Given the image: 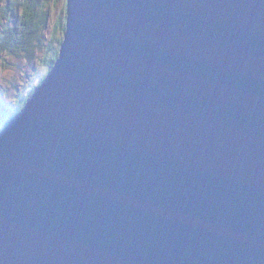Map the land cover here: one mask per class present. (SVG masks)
I'll list each match as a JSON object with an SVG mask.
<instances>
[{
	"label": "water",
	"instance_id": "95a60500",
	"mask_svg": "<svg viewBox=\"0 0 264 264\" xmlns=\"http://www.w3.org/2000/svg\"><path fill=\"white\" fill-rule=\"evenodd\" d=\"M0 264H264V0H67L0 130Z\"/></svg>",
	"mask_w": 264,
	"mask_h": 264
},
{
	"label": "rangeland",
	"instance_id": "374dc122",
	"mask_svg": "<svg viewBox=\"0 0 264 264\" xmlns=\"http://www.w3.org/2000/svg\"><path fill=\"white\" fill-rule=\"evenodd\" d=\"M17 1L21 3L25 0ZM23 6L17 14L10 13L11 17H7L8 24L6 23L18 39V29L20 26L24 27ZM66 7L67 0L42 1L38 11L40 14L42 11L48 14V24L42 31L41 38L32 39L23 48L18 45L11 49L7 43L0 46V98L8 105L24 101L46 73L48 62L54 55L51 48L60 47L57 40L53 42V31L58 21L62 19L65 22Z\"/></svg>",
	"mask_w": 264,
	"mask_h": 264
},
{
	"label": "trees",
	"instance_id": "16d2710c",
	"mask_svg": "<svg viewBox=\"0 0 264 264\" xmlns=\"http://www.w3.org/2000/svg\"><path fill=\"white\" fill-rule=\"evenodd\" d=\"M42 1L49 2L51 0H25L19 3L17 0H0V46H3L4 43H7L13 47L20 45L19 47L23 48L25 43L30 42L34 38H41L40 35L42 31L48 24V14L45 11H38V7L41 5ZM6 5V6H5ZM23 6V20L24 27L20 26L18 29L19 39L17 35L6 25L7 17H11L9 14H17L20 7ZM17 21V20H16ZM8 24V23H7ZM65 31V22L61 19L55 25L53 31V42L58 41V44L61 46L63 42V35L59 37L60 34H64ZM54 50V55L50 58L48 62V69L46 73L42 76L39 81V84L34 87L29 96L22 102H19L15 105H8L0 98V130L2 129L6 120L16 115L23 107L25 106L28 99L33 95L37 87L42 83L48 72L52 69L55 64L58 56L60 47Z\"/></svg>",
	"mask_w": 264,
	"mask_h": 264
},
{
	"label": "clouds",
	"instance_id": "9594fccd",
	"mask_svg": "<svg viewBox=\"0 0 264 264\" xmlns=\"http://www.w3.org/2000/svg\"><path fill=\"white\" fill-rule=\"evenodd\" d=\"M13 117V116H12Z\"/></svg>",
	"mask_w": 264,
	"mask_h": 264
}]
</instances>
